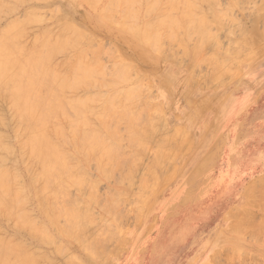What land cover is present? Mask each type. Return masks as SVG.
I'll list each match as a JSON object with an SVG mask.
<instances>
[{
    "label": "rangeland",
    "instance_id": "obj_1",
    "mask_svg": "<svg viewBox=\"0 0 264 264\" xmlns=\"http://www.w3.org/2000/svg\"><path fill=\"white\" fill-rule=\"evenodd\" d=\"M19 1L21 5L19 4ZM25 1L26 0H17V1L0 0V12H1L0 14L2 15V16L0 15V35L3 32L1 30L2 29L5 30L6 27L8 28V26L11 24H17L22 29V31L20 32L18 45L16 46L17 50L14 52V54H16L15 56L21 53L35 54L39 51L41 45L44 43L56 42L59 39H68L75 41L77 39L76 34L77 35L79 34L78 37H80L83 33H84L83 35H86L85 33H87L90 35V37L88 35L89 41L87 40L88 43L86 42V44H84L85 46L83 44L80 45L77 44L80 42V40L78 41L77 39L75 44H77L79 48H77L78 46L75 44L73 45L68 44L63 49L65 53L67 52L69 53V55L72 54L70 55L71 57L74 56L72 57L73 58L72 61L69 60L70 56H68L67 53L66 55L64 54V51H62L64 55L63 54L62 56L58 55L59 57H57L56 56L57 53L59 54L60 52L58 51L54 55L55 59L53 57L51 67L56 72V74L59 75L69 74L68 76L70 77V81H71L73 74L72 67L74 66V64H76V61L78 60L79 63H81L82 61V63L85 66H89L90 63V67L93 70L94 68L96 69L94 73L99 74V72H101V74L103 75V76L102 75L98 76V74L97 75L94 74L96 77L93 76L92 79H94L95 81L97 80L96 82L98 83L93 82L92 79L90 78L89 81H86V83L80 85L81 88L80 86H78L77 90L76 88L73 89V87L66 89L65 96L70 101L72 98L77 100L76 97H78L79 95L80 96L78 97V99L80 100L85 99L86 95H87L86 100H91L92 96H93V100L89 101L90 107H83L82 109L83 112L87 115V116L85 115L84 117L85 123L84 121L77 123L74 122L71 125L70 123L67 124L62 122L63 126H66L65 137L62 139L55 137L54 136L55 134L53 135L54 136L53 138L56 140L57 144L60 143L59 148L64 153H66L65 155L71 154L70 156H67L66 159L70 161L69 158L74 157L75 159L72 158L71 160L79 161L78 164L75 163V161L69 162L67 160L68 166L77 165V168L75 167L73 168L74 171L76 169L79 171L78 166L80 167L82 166L81 169H83V171L85 172L88 171L90 172V174L93 175V176L91 175L87 176L88 172L83 174L84 172L82 170L80 172L76 170L77 172L76 171L75 172L77 175V179L80 178L81 180L82 175H85L84 178H82L81 180V184H78V185H82L83 187L78 192L81 193L82 191H84V193H82L84 197L78 192H74L77 191L79 187H75L73 186L74 184H71L69 189L73 190L72 194L75 196V198L74 196L73 197L71 196L70 193L72 191H70V193L67 192L68 194L67 200H71V201L73 200L72 202H75V204L70 205L69 207L67 206L65 207V204L58 206L60 208L63 206V208L65 209L67 208V210L79 209L80 207H81L80 209L85 208L82 209L83 211L88 210L87 208H89V210L91 209L90 212L88 211L90 213L89 215L90 219L89 221H87L88 223L85 220L84 222L85 230L83 232L85 233V231H87V235L85 233L84 236L85 240L84 239L83 240L86 243L88 241L89 245H87L86 243H83V245L85 244L84 247L86 248V250H87L86 245L89 246L88 247L89 250L86 251L84 248H80V245L82 247L81 243L83 242L81 241L82 239H80V237L83 235H80L79 233L78 235L77 234L76 235L66 234V236L64 235L65 232L63 230L69 227V224L67 223L68 220H66L67 218L65 219L66 223H64L65 225L67 224L66 225L67 227L64 228L63 225L59 223V221L62 222V218L64 219V217H61L59 220L57 219L56 221L51 223L56 227L53 228L52 225L50 226V223L46 219L45 215H43L42 212H40L41 209L38 205V202H36L35 200L36 197L34 194H36L35 191L36 188L40 187L42 183L39 182L37 186H34L33 184V178L37 176V174H39L40 164L37 160H36L37 163H35L34 160H30V162L35 163V166L31 168L30 172L28 171L29 174L28 173L26 174L27 170L25 169L23 158H21L22 148L20 147L21 145L20 142L26 138L25 135L26 127L25 125L19 122V115L13 105L11 90L6 87H0V134L2 135L0 136V142L4 141L1 144L6 146L7 144L8 145L10 144L11 147L10 146H9L10 148L8 147L10 152L8 153H10L11 155L6 153V149L4 151V148H1L0 146L1 159L6 160V162L4 160L5 166L12 168L14 167L18 171H20L21 174L20 180H22L23 182L19 181V183L22 187L24 186L26 197L29 200L28 205H31L30 206L31 208H27L28 206L25 208V212L28 215L30 214L31 217L33 216L32 218L30 217L33 221L35 222L37 221L39 222V225H43L47 228V232L50 235V236L48 235L49 238L52 239L54 238L53 240H55V238L58 239V241H55V244L56 242H58L57 243L58 245L61 242V244H63V247H67L69 250L67 253L66 252L67 248L66 250H64L59 244L60 248L62 249L60 250V252L59 251L56 252V249L59 246L56 245V248L55 246L54 248L51 247L54 245V241H52V243L50 244L45 243L46 240L42 239L40 235L38 239L42 240V242L39 243L40 246L39 247L37 246L39 241L37 242L38 239L36 238L38 234H31L32 236L31 237L30 233L26 234L27 231L28 232L31 231L29 227H23L24 230L26 229V231H24L23 228H20L25 232V235L27 237L26 238L25 235L22 234L23 231L22 230L20 231L19 227H16L14 223H13L14 227L18 228L19 230L13 229L14 227L13 228L11 227L12 223L10 222L13 221L7 219L9 221L7 224L5 223L6 219L2 217H0V240L3 239L5 242L9 240L7 243L12 245H20L22 243V245L20 246L23 247L26 253L32 255L36 260L38 259L37 264L38 263L39 264H48V263L49 264H87V263L88 264H216L215 263L216 257L215 260L213 258V261H212V257H214V255L217 253H219L220 256L218 254L217 255L221 257L220 259L217 258L216 260L218 261L217 264H264V229L262 230L263 233L260 231L261 230L260 228L264 227L261 226V224H264V197H263L264 195H262L264 193H260L262 191L264 192V21H263L264 11H262L263 14H261V12L259 11L260 10L259 8L262 6L261 5L262 3L264 7V0H241L243 3L240 0H221L222 2L221 4L223 5V8H225L226 5H228V8L226 7L228 11L231 10L233 12V13L231 12L232 13L231 14L230 12L226 11L227 9L225 8L224 11L232 15L227 17L226 19L224 17L221 18L220 16L219 17L216 16L215 13L218 12L219 14V12H221L223 9L222 6L218 4V6L222 8L220 10V7H218L216 4V0L212 2L213 4L211 7L206 6L207 8H204L205 5L202 3L201 0H197L201 5L202 9H205L204 11L203 10L202 11L206 13V16L209 17V19L212 22H214L212 23L210 21L211 25L209 30L211 33L209 34H212V32H214L213 33L214 36L216 31L217 33L216 37H218L216 39L217 41L219 40L218 43H221L222 45L221 46L219 45L220 47L216 48V46L218 47V43L213 44V42H217L215 41L216 39H214L215 37L213 38L214 40H206L207 43L205 42L203 46L205 49V46L207 44L208 45L211 44L209 47L206 46L207 47L206 49L209 51V53L206 49L202 50L201 51V53L203 52L202 55H200L201 53H199L200 56L197 57L198 61L194 62L193 60L191 66H190V62L192 60L191 57L192 55L193 56L196 55L193 54L195 51L192 52L193 51L192 49L198 43V41H201L200 37H198L200 39L193 37L189 38L190 42L191 39H196L197 41L196 42L195 40H192L195 41L196 43L194 42L193 45H191L190 43L191 47L189 48V42L187 40L188 38H185V33L183 31L181 33L182 35L181 34L179 35V38L183 36V40L185 41L184 44L182 42H179L182 47L177 48V46H179L178 42L176 47L174 45L172 46V44H175L176 41L175 43L172 44L170 43L168 45L167 40L165 41L163 39L166 42L165 43L163 41L164 44L166 45H164L163 48H161L162 47L161 46L160 47L161 49L160 48L154 49L143 42L141 32L136 33V31H131L127 26H123L121 24V20H120L121 15H117L119 19L117 18V16L115 17L116 22L114 24H112L111 21L113 19L110 20V17H108V19L111 23L110 22L108 23L106 21L108 19L104 16L103 11L109 0H97L98 4L95 2L94 3L95 6L91 5V3H88L89 2L88 0H40V1L28 0L29 3L28 1L26 2ZM145 1L146 0H142V3H145ZM150 1H157L159 3L158 10L161 9V12H164L162 11L163 8L167 10L169 6V4L167 3H170L169 0H165V1L150 0ZM238 1L239 3H237ZM4 2L5 5H7L8 3L6 7L4 6ZM1 3H3L4 7L1 6ZM9 4L12 5L10 6ZM164 4H166V6ZM238 4H241V6ZM18 5H20L21 7H19ZM15 7L17 11L15 10ZM213 7L214 8L218 7V8L214 10ZM12 8H14V10ZM6 10L8 11L7 15H5ZM141 10L144 12L140 11L137 28L140 31L141 30L143 31L142 28H144L145 22H147L148 19H152L153 17H155L157 13L156 12L151 13L148 18L147 16L144 17V15H146L144 14L145 9H141ZM207 11H211L209 14L212 13L211 15L213 16L209 15ZM224 11L220 13L222 14L221 16L225 15L223 14L225 13ZM44 13L46 15L45 17H44ZM174 13H175L174 15L177 16V19L182 17L181 16L182 13L179 14V9L178 11L174 10ZM19 17L20 19L18 20ZM143 17L146 19H144ZM22 18H23L22 20L23 22L21 21ZM235 19L236 22L235 21L233 22V20ZM258 19L261 20L259 24L255 22V21H259ZM34 21L36 22L33 23ZM215 23H216L215 26L216 29L213 27V24ZM223 25H225V28ZM69 27H72L73 29L72 30L68 29ZM72 32H73V36H71ZM81 37L85 38L84 36ZM208 39H212V37L209 36ZM82 41L85 42V39H81L80 43H82ZM93 44L96 46L95 48L93 47L92 49L91 46ZM236 46L239 48V50L241 48V51L243 50L242 49L243 47L244 52L239 51ZM113 47H115V51L117 53H118L117 49H119L118 54L116 52H110V49L112 51ZM221 47H224V49ZM75 48L77 49L75 50ZM82 48H87V49H85L84 51L82 50ZM96 48H98L97 51L99 52L95 51ZM175 48L182 49L181 55L182 53L184 54V52L182 51L186 48L187 52L189 53V55H187L188 57L185 56L184 54V57L182 56L183 59H180L181 56H178V52H177L179 50H176ZM212 48L216 49V51L215 50L212 51ZM88 49H90L88 51L90 52L89 54L87 52ZM81 50L82 52H84L82 57H80L79 54V51ZM91 50L93 52H91ZM163 51L165 55L167 54L166 56L170 55L172 52L171 54L172 57L171 56L166 57L163 54ZM174 51H175V55H174ZM74 52L76 53L74 54ZM94 52L95 53L97 52L98 57H100L101 60L104 59V62L102 61L103 62L102 64L100 63V60L98 61V63L96 62L97 58L95 60ZM101 53L102 55L105 54L104 56L106 57L105 58L102 57L103 58L102 59ZM161 54H163L166 57V59L167 58L168 59L166 60L163 55L161 56ZM204 55L207 57H205ZM214 55L216 57H214ZM176 56L180 57L178 59V61L181 60L179 63L178 61L176 62V58H177ZM208 56H212V58L220 57L219 59L222 58L223 60L218 61V63H216L217 62L216 61L215 64H213L214 60L216 59L213 60ZM116 57L120 59L116 60L115 59ZM81 58L82 60L80 61ZM106 58L108 59L107 61H105ZM204 59L205 60L207 59L209 63H207V61L205 62ZM226 59L229 61H226ZM65 60H69V63L65 64L67 62ZM211 60L213 61V63ZM223 62H225V64L223 65L224 66L223 69L228 64L231 67L230 68L229 66L226 67L225 69H227V71L225 69L223 72L220 71L223 73L222 78H219L218 80H213V78L209 76L212 75L213 72H215L216 74L217 71L215 70L221 69V66L219 68V64L222 65ZM108 63L110 65H108ZM125 63H128L129 66L132 65L131 66L132 68L128 67L127 66L128 64ZM94 64L98 66H94ZM121 64L123 66L125 64L126 67H128L126 71L129 74H125V77L126 78L127 77L129 78V76L131 77L130 79H128V81L130 82L127 81L128 83H125V86L124 84H122L123 82L121 81L122 79L119 77V72H117L118 70L116 71V69H118L119 67L120 73L123 72L124 69L122 66L120 67ZM55 65L56 68H54ZM104 65L105 66L108 65L107 67L111 68V69H106L109 71L111 70L110 74L109 71H106L105 68H103ZM192 67L195 69L193 75H192L193 71H191ZM101 69H104L103 71H105L106 73L108 72L107 76L109 78L104 79L106 77V75L104 77V74L106 73L103 72ZM212 69H214V71ZM124 73L126 72L124 71ZM217 74H219V72ZM110 75L111 76L115 75V77L113 76L112 78ZM143 76L148 79L144 78ZM219 76H221V74ZM210 78L212 81H209ZM142 79L143 82L141 81ZM144 79L149 80V82H151L152 85L148 81L144 82L145 81ZM141 83H143V85ZM102 84L105 86L106 84L109 85L111 84V86L110 87L108 86L109 88L107 86L106 87L103 86L107 89H102L103 88ZM139 84L140 86L147 85L146 87H148L149 89L146 87H141L139 89L138 87ZM83 85L85 86L87 85L88 89L87 87L86 89H82L84 88ZM99 85L101 88H99ZM112 85L113 86L119 85V86L116 88V87H112ZM121 85L124 88H122ZM136 85H137V89L135 88V90L138 92V96H137L138 98L139 95H141V92L143 94V92L145 90L146 91L144 92L145 94L143 96L141 95L139 99H135L136 97L134 98L133 101L136 102L138 101V103H136L135 106L133 105L132 107H128V108L115 107L114 110L111 107H109L111 109H108L107 107L105 108L102 106L106 104L110 95L111 96L113 95L112 93L115 92L114 94L116 93L123 94L125 92L131 91V89H133L131 87H134ZM125 87L127 91L125 90ZM128 87H130L129 90L127 89ZM96 88L98 91H96ZM103 92L107 93L104 98L101 97L103 99V102L101 101L102 99L99 97L94 98L96 94L99 95V93L101 94ZM71 94L73 95L75 94V95L73 96ZM146 97L147 98L149 97L148 99H150L149 102L148 101L145 102V104L147 105L146 106L143 105L144 103L139 105L141 100L143 102L144 100H147ZM97 101L99 102V104ZM92 102H94V104H91ZM131 103L127 102L128 105L129 104L131 105ZM156 104L158 105V108L161 111V113L159 111H155L158 110L157 108L154 107V106L157 107ZM90 108H92L91 112L93 114L90 113ZM73 109L75 110L76 107ZM74 110L71 109L70 111H72L71 112L72 114L74 113L75 115L74 118L77 119L78 116L76 115V112L77 110L80 109L77 108L75 110L76 112H74ZM139 110H141L142 112ZM136 111H138V113L140 114L143 112L144 114L149 113L151 117L149 118V120L152 118H154L155 120L156 119L159 120L160 118H162L159 120V122L160 121L162 122L161 123L162 126L159 125L160 123L156 124L154 122V124H152L154 125L153 127L155 128L158 127V125L160 126L159 127L160 129L162 128L161 130L154 128L156 132L158 130L157 134L153 133L154 132L153 130H152L153 132L151 130L148 131V129H152V128L150 127L148 128V125H146L147 127L144 126L145 124L144 122L143 124L139 122L141 125H143L142 127L143 130L146 127L147 128L146 131H148L149 133L152 132L151 133L152 136L150 134L148 135L144 134L146 131L142 134L140 133L139 136L138 132H142L139 131L140 129L142 130L141 127H139L140 129L137 128V130L139 129L137 135V133L135 132L137 131L135 130L136 128L135 125L137 126L138 122H136V124L134 125V129L132 126H130L132 123L136 121V120L133 121L134 119L132 120L130 119L131 121H133L132 123L130 122L131 124L130 123L128 124L126 120L123 123L125 124V126L127 125L126 128L128 127L134 130L135 135L138 138H140L138 141H141L142 143L143 141H145V143L147 142L148 144L150 143L149 145L146 143L148 146H150L149 150L146 151H145L146 149L145 146L144 147L141 146L142 148H145L144 150H142V148L141 150H138L137 146H136L137 148L132 147L135 146V144L139 143L136 142L138 138L136 139V141L134 140L135 143L131 142V140L127 141L126 139L128 138L126 139L124 138L127 137V135H130V133L128 131L129 133L128 134L125 131L126 129L124 130L125 127L123 126V124L122 126L124 128L123 127L120 128L121 124H119L120 125L118 126L119 128L116 126L119 131L120 130L123 131L124 140L123 139L120 140L122 143H119V141H117L118 142L117 143L115 141V138L114 140L111 138V137H116V140H118L117 138L119 137L120 132L116 130V132H118L116 134L118 135V137L113 136L112 134H110V132L107 134L109 129L107 130L104 126H102L103 122H105V126H106V123H108L107 120L109 122L110 120H112V123L119 122L118 118H120V121L122 123V118L123 117L126 118L127 115L122 114L123 115L122 116L121 113L131 112L130 117H132L133 115L135 116L138 114ZM79 112L80 111H78L77 114H79ZM96 113L98 114V116ZM159 113L160 116L158 117ZM68 114L70 115V113ZM107 114L110 115L107 116ZM114 114H116V116H114ZM12 116H14V118ZM86 117H88L89 119H86ZM137 117L135 116L134 118L138 119ZM147 117L149 116H146V118ZM68 118L70 117L68 116ZM72 118L73 115H71V119ZM125 118H123V121ZM71 119L69 120L73 122L74 120L72 121ZM139 119L137 121H139ZM154 119H152V121ZM69 120L67 119V121ZM89 120H92L91 123ZM150 122L148 121V123ZM69 124L71 126H69ZM109 125H113V124H109ZM18 126H20L19 130H18L19 128ZM69 127L74 128L73 134L71 133L72 130H69ZM88 127L90 131L94 130L96 132L98 131L99 133L101 131L99 136L104 134L106 139H102L103 141H99L98 143H96L92 140L94 139L93 137H95V135L93 136V133L90 134V131L88 130L89 133L88 132L86 133H88L91 139L87 140L88 136L85 135L86 133L81 135L83 132H85V130L83 132L81 130L83 128L87 129ZM109 127L112 128L113 126H109ZM104 128L105 131L107 130L106 132L104 131ZM16 129L19 135L16 134L17 133L15 131ZM76 130L79 132H76ZM114 130H112L111 133L114 134L115 133L113 132ZM21 131L22 133L24 132V135L20 134ZM124 131L125 134H127L126 136H124L125 135ZM14 133L18 135L17 140L15 139L16 136H14L15 135ZM109 134L112 136H109ZM164 134H167L169 138H162L164 137L163 136ZM135 135L132 136L134 137V139L136 138ZM19 136L21 137L18 138ZM103 137H99V138L101 139ZM157 137L158 138L161 137V138L157 140ZM73 138H75L74 140L76 142L73 141ZM65 139H69L67 140V145ZM78 139L79 141L82 142L84 147L81 152H80L81 149L79 150L78 148H81L82 145L81 142L79 143ZM107 139H109L111 143L114 142L115 144H117V148H118V149L116 148L118 150V153H116L117 151L116 152L114 151V153L109 152V154L111 153L113 155V156L110 155L111 157H113L111 159L110 157L109 158L106 157L108 154L106 152L108 150L106 151L105 149L101 148V146H98L99 143H103V144L106 143ZM145 139H150V141ZM62 140L64 144L62 143ZM72 141L75 142L74 144H76L77 146L73 145ZM87 141L93 143L92 144L90 142L87 143ZM18 143H20V145ZM108 143H106V145L112 147L113 143L111 145H109L110 143L109 144ZM115 144L113 145L114 147H116ZM170 144L171 146H169ZM18 145L19 148L13 150L12 153L18 155L20 151L19 154L21 157L19 155L18 156L15 155L14 157H16V159H14V157H12L11 150L13 148H17ZM119 145L125 147L126 151L123 150L122 147L119 151V147H120ZM74 146H76V150H77L76 152ZM165 146L170 147L169 152H168V148H166L165 151H162L163 149L161 150V147L165 148ZM99 147L101 148L102 152L106 151L105 154H103L104 152L101 154V150L98 149ZM85 149L87 152H89L87 153L89 155L87 159L88 163H86V160L84 159L87 155ZM93 151L97 152L96 156L92 155ZM83 152H85L86 155ZM144 152H146L147 154ZM163 152H164L163 156H165L167 152L168 154H167V158H165L166 156L164 157L165 160L163 167L161 165L164 172L163 171L161 172V168H160V172H161L160 173L158 171L159 169L157 166L159 165V162H161V160L163 159V157L162 158L160 157L162 156L160 154L161 153L163 154ZM131 153L135 154L136 160L138 161L140 160L139 161L140 168L137 166L138 161H136L137 162L136 165L135 163H129L130 159L132 157L134 158V155L133 156L130 155L131 158L130 159L128 158V154ZM101 155L102 157L105 155L106 156L105 158H102ZM3 156L6 158H4ZM120 156H122V158L126 157L125 158L126 163L124 164L127 165L129 163L126 168H125L126 165L123 166L124 168L121 166L123 172L117 171V168L119 170L120 167H117L118 164L116 165L117 162H115V160L119 159ZM139 156H141L142 158L141 157L138 158ZM100 157L102 159H100ZM115 157L117 159H115ZM157 157L160 158V160L158 158L159 160L158 164L155 163L157 161ZM91 158L93 159L92 161H90ZM106 158L107 160H112V162L110 161L112 164L110 168L101 167L104 165V163L108 162L105 161ZM154 159H156L155 162ZM90 162H93V164L90 165ZM130 162H135V161L131 159ZM114 163L116 165L115 171L118 172L119 174L118 173L115 174V172L114 174H112ZM95 165L97 167L99 165L98 168L96 167L98 171L96 170V168H94ZM148 169L151 170L149 172L150 175L153 171V173L154 174L156 173L158 177L157 178L158 180H154V177H151L153 180L152 182L151 180H149L151 178L149 179L145 178L146 181L148 180V182L151 183V185L150 183L147 184V182H146L147 185H145V181L143 180L145 174H147L145 177L147 176L149 177V173H147ZM134 170L137 172L135 173ZM103 171L106 172L107 174L102 175ZM133 171L136 175H133ZM120 172L124 174L125 172L126 173L130 172L133 175L131 180L135 181L132 182L134 185L130 181L129 178L131 177L130 174L128 175L129 180L126 178L127 174L124 177L122 174L123 181L122 179L120 180L122 181L123 185L121 184V182L119 183V179L117 178L115 179L114 175L115 176L118 175V177H120L121 176ZM162 173H163V177L161 176ZM125 178L128 181H130L129 183H131L133 186L129 183L128 184L126 183L127 184L126 186V184H124ZM85 179H87V181H84ZM116 180L118 183L116 182ZM83 182H85L86 186ZM261 184L263 187L261 186ZM129 185H131L129 188L130 190L127 188ZM247 185L253 189L254 188L257 190L260 189L261 191L260 192L257 191L256 193L254 189V192L256 193L254 195L252 189L251 192L253 194L252 193L247 194L246 192L250 189V188L248 189ZM92 186L94 189L98 188L97 189L98 192L100 191L99 194L97 193L98 197H96V195L94 196L96 198V199L94 198L95 200L93 199V196H91L93 194L89 195L90 194L89 189L91 187V191H92ZM142 186L146 187L147 189L146 188L142 189ZM75 188L78 189L75 190ZM113 191L117 192L118 195L120 194L119 196H122V198L117 197L118 195L117 196L115 195V197H117L115 198L113 196L115 194L113 193ZM92 192L94 193L96 192V190ZM259 193L262 196L261 195L259 196ZM85 194L86 196H90L91 201L88 199L89 197L87 198L85 196ZM245 194L247 195L245 196ZM99 196L102 197L101 199L103 201H101L100 199L98 202H96L99 199ZM255 196H257V199ZM76 198H79L80 200L78 201V199ZM108 198L110 201L108 200ZM118 198L121 199H119L118 201L116 200ZM125 199H127L126 202ZM259 199L260 200L262 199V201H260ZM122 200H124L125 203H123ZM254 200L259 201L261 203L259 202L254 203L255 202ZM71 201H69L67 205L71 204L70 203ZM92 201L93 203H91ZM114 202L115 203L119 202L120 204L122 203L124 205H120L119 203H117L120 206L118 208H116V206H113L115 208L113 210L111 208L112 207L111 204H114ZM249 202L250 203L253 202V203L250 204ZM260 204L262 209L259 206ZM255 205L256 206L258 205L259 208L256 207ZM36 206H38L39 208H37ZM104 206H106L107 208L105 209ZM108 206H110V209L108 208ZM123 206L125 207L124 210H123L124 208ZM60 208L59 209L57 208V211L61 210ZM38 209H40V211ZM120 211H124V213L123 212L120 213ZM231 211L235 213L233 214L229 213ZM40 214L42 216H40ZM121 214L122 215L126 214V216L123 218ZM237 215H239V218L240 216L242 217L241 219H238V217H236L238 219V221L236 220L237 223L239 222V220H243L242 222L240 221L241 223L238 224L246 228V230L242 231L241 233H238V229L233 228V226H235L233 224L234 223L236 224V221L235 218L232 217ZM98 216H100V219L102 217L101 219L102 221L99 219ZM113 216L114 217L118 216L122 218H118V217L114 218ZM96 217H98L97 220H100L99 222L96 220ZM245 220H248L247 224L249 223L253 224L259 222L258 224L255 225L258 226V229H260L259 230L260 233H258V231H256V233L254 232L257 229V227L256 228L252 227L253 225L251 227L248 225L249 226L248 227L246 224L247 221ZM232 221L233 224L231 223ZM244 221L245 224H243ZM86 223L89 225V227H91L90 230L87 227L88 225H86ZM99 223L102 225L105 224L106 227L104 226L102 227ZM58 224H61L63 229L61 228V226L58 227ZM37 225L38 223L36 224V226ZM39 225L37 227H39ZM98 225L102 227V229L98 228ZM8 226L10 227L11 230H9ZM241 226L239 227L241 228ZM110 227L115 231H113ZM244 227H242L243 228L242 230H244ZM51 228H53V230L57 229L58 231L56 232H59L57 233L58 235L56 234V232L55 233L52 232L53 230ZM96 228H98V230H96ZM251 228H254V230ZM29 236L31 237V239L36 238L35 239L36 244L35 241L31 240ZM100 236L104 239V241L107 240L106 243L103 244V239L101 238L100 240L99 238ZM74 237L79 238L80 240L79 239L76 240ZM88 237L89 238L93 237L92 239H96L93 240L96 241L95 244L97 245L100 244V247L104 245L107 249L109 248L108 251L112 253L111 254L108 253L105 256V252L107 250L106 248L104 249L102 247L103 250H106L105 252L103 250L102 252L97 250L99 252L96 254V256H94L95 254L94 252H93L94 254L92 255L90 251V248L92 247L90 244L92 243L89 242ZM74 240H76L75 243ZM78 240L79 242L81 241L80 245L77 242ZM43 242L45 246L43 245ZM48 242L50 241L48 240ZM34 244L37 246L36 247L37 249H40V251L39 250L38 251L41 253H38L37 250L35 252L36 248L33 249ZM93 246L95 247V245ZM30 247L32 248L30 249ZM97 249H99V246L97 247ZM62 251L66 252L65 255L64 252L62 253ZM92 251H96V250L94 249ZM43 253L44 255L42 256L45 257L46 255L47 260L49 259L46 262V257H45V263L44 262L42 263V260L44 258H41V254ZM48 253L51 255H49ZM204 255L206 256V258L204 257ZM74 256H76V260ZM39 258H41V261ZM77 259L79 260L77 261Z\"/></svg>",
    "mask_w": 264,
    "mask_h": 264
},
{
    "label": "bare ground",
    "instance_id": "obj_2",
    "mask_svg": "<svg viewBox=\"0 0 264 264\" xmlns=\"http://www.w3.org/2000/svg\"><path fill=\"white\" fill-rule=\"evenodd\" d=\"M9 1V0H8ZM11 1V0H10ZM17 1V0H16ZM26 1H28V0H26ZM25 1V2H26ZM33 1V0H32ZM31 1V2H32ZM35 1V0H34ZM40 1V0H39ZM89 2L88 3H91V5H93V6H95L94 5V3L96 2L97 4H98V1L97 0H88ZM161 1V0H160ZM165 1V0H164ZM202 1V3L205 5V7L204 8H207L208 6L209 7H211L212 6V2H214V0H201ZM241 1V0H240ZM2 2V1H1ZM13 2V1H12ZM169 2L170 3H167V4H169V6H168V9L167 10H165L164 8L162 9V11H164V12H161V9L160 10H158V2L157 1H150V0H146L145 1V3H142V0H109V2L107 3V5L105 6V9H104V16L108 19V17H110V20H112L111 22H112V24H114L115 22H116V19H115V17L117 16V15H121V24L123 25V26H127L131 31H136V33L137 32H141V36H142V40H143V42L144 43H146L147 45H149L150 47H152V48H154V49H158V48H160L161 46V48H163V46L164 45H166V44H164V42L167 40V44L169 45L170 43L172 44V43H175V41H176V43L175 44H172V46L174 45L175 47L177 46V42L179 43V42H182L183 44H184V40H183V36L181 37V38H179V35L184 31V33H185V38H188L187 40H188V42H189V48L191 47V45H193L194 44V42L196 41V39H191V42H190V40H189V38H191V37H193V38H197V39H200L201 41H198V47L196 46V48H195V46H194V48L192 49L193 51L192 52H194L193 54H196V55H192V57H191V62H190V66L192 65L191 63H193V60H194V62L195 61H198L197 60V57L198 56H200V55H202V53H201V51L202 50H205L207 47L206 46H210L211 44H207L206 46H205V49H204V46H203V44L206 42V40H214V39H216V38H218V37H216V35H217V33H216V31H215V34H214V36H213V33L214 32H212V34H209V33H211L210 32V30H209V28H210V25H211V20L209 19V17H207L206 16V13L205 12H203L205 9H202V7H201V5L199 4V2L197 1V0H169ZM219 2V3H218ZM242 2V1H241ZM28 3H29V1H28ZM28 3H26V4H28ZM165 3V2H164ZM222 2H221V0L219 1H217L216 0V4H217V6H218V4L219 5H221L222 6V8H223V5L221 4ZM237 3H239V1L237 2ZM243 3V2H242ZM19 4H20V1H19ZM23 4V3H22ZM25 4V5H26ZM7 5H8V3H7ZM7 5H5V2H4V6L6 7ZM10 6L12 5V4H9ZM21 5V4H20ZM20 5H18L19 7H21ZM165 6H166V4H164ZM238 5H240L241 6V4H238ZM262 6L259 8L260 10V12H261V14H263V12L262 11H264L263 9H264V7H263V3L261 4ZM1 6H3V3H1ZM3 6V7H4ZM23 6V5H22ZM207 6V7H206ZM243 6V5H242ZM218 7H220V6H218ZM218 7H213L214 8V10L216 9V8H218ZM225 7V6H224ZM226 7L228 8V5H226ZM225 7V8H226ZM25 8V7H24ZM221 7H220V10L222 9ZM225 8H223L222 9V11L221 12H223L224 10H225ZM226 8V9H227ZM13 10H14V8H12ZM141 9H145V13L144 14H146V15H144V17H148L149 18V15L151 14V13H157L156 15H155V17H153L152 19H148L147 20V22H145V25H144V28H142L143 29V31L141 30H139L138 28H137V26H138V18H139V14H140V11L141 12H144V11H142ZM178 9H179V14L180 13H182V17L181 18H179V19H177V16L176 15H174L175 13H174V10L175 11H178ZM15 10L17 11V9H16V7H15ZM203 10V11H202ZM15 11V12H16ZM32 11V10H31ZM169 11V12H168ZM226 11H228V9L226 10ZM172 12H173V15H172ZM208 12V14L211 12V11H207ZM221 12H219V14H218V12L217 13H215L216 14V16H220L221 18H227V17H229V16H232V15H230V13L232 12L231 10L230 11H228V12H230L229 14L227 13V12H225V13H223V14H225L224 16H221L222 14H220ZM1 13V12H0ZM4 13V12H3ZM5 15H7V13H8V11L6 10L5 11ZM233 13V12H232ZM231 13V14H232ZM12 14V13H11ZM34 14V13H33ZM38 14V13H37ZM43 14V13H42ZM41 14V15H42ZM177 14H178V12H177ZM212 14V13H211ZM211 14H209V15H211ZM1 15V14H0ZM2 16V15H1ZM21 16H22V14H21ZM46 15H45V13H44V17H45ZM211 16H213V15H211ZM23 17H24V15H23ZM143 17V18H144ZM180 17V16H179ZM256 17V16H255ZM47 18V17H46ZM117 18H118V16H117ZM233 18V17H232ZM20 19V17L18 18V20ZM26 19V18H25ZM105 19V18H104ZM119 19V18H118ZM144 19H146V18H144ZM209 19V20H208ZM257 19V18H256ZM12 20V19H11ZM23 20V18L21 19V21ZM44 20V19H43ZM106 20V19H105ZM259 20V19H258ZM263 20V19H262ZM40 21H41V19H40ZM108 23L110 22L109 21V19L108 20H106ZM211 21V22H210ZM236 22V19L235 20H233V22ZM261 20H259V21H255V22H257L258 24H259V22H260ZM264 21V20H263ZM23 22V21H22ZM21 22V23H22ZM36 21H34L33 23H35ZM110 22V23H111ZM32 23V24H33ZM212 23H214V22H212ZM120 24V23H119ZM139 24H141V23H139ZM234 24H236V23H234ZM6 25H8V24H6ZM59 26V25H58ZM58 26H56V27H58ZM216 23L215 24H213V27L216 29ZM221 26H222V24H221ZM224 26V28H225V25H223ZM228 26V25H227ZM5 29V28H4ZM68 29H73L72 27H69ZM215 29H213V30H215ZM63 30H65V29H63ZM218 30V29H217ZM1 31H3L2 33H1V35H0V87H6V88H9L10 90H11V95H12V99H13V105H14V107H15V109H16V111L18 112V115H19V122L20 123H22L23 125H25V127H26V131H25V135H26V138L24 139V140H22L20 143H21V145H20V143H18L19 145H20V147L22 148V151H21V155H22V157L20 156V151H19V153H18V155L21 157V158H23V162H24V164H25V169L27 170V172H26V174L28 173V171L30 172V170H31V168H33L34 166H35V163H37L36 162V160L39 162V164H40V168H39V174H37V176H35L34 178H33V184H34V186H37L38 185V183L39 182H41L42 184H41V186L40 187H38V188H36V194H34L35 195V200H36V202H38V205H39V207H40V209H41V211H40V209H38L40 212H42V214L43 215H45V217H46V219L49 221V223H50V226L52 225L53 226V228L55 227V225H53V224H51V223H53L54 221H56L57 219L59 220L61 217H64V219L62 218V222H60L59 221V223H61L62 225H63V227L65 228V227H67L64 223H66L65 222V219L66 220H68V224H69V227L67 228V229H64L63 231L65 232V236H66V234H72V235H78V233L80 234V235H83V236H81L80 237V239H82L81 241H83L81 244H82V247H81V245H80V242H79V238H76V237H74L76 240L77 239H79L77 242H78V244L80 245V248H84L85 250H86V248L84 247L85 246V244L83 245V243H86V242H84V236H85V233H86V235H87V231H85V233H83L84 232V230H85V224H84V222H85V220H86V222L87 221H89V215H90V211H91V209L89 210V208H87L88 210H86V211H83L82 209H85V208H82V209H71V210H67V208L65 209V208H63V206L60 208V207H58L59 205H63V204H65V207L67 206V207H69L70 205H73V204H75V202H72L71 200H67V192H69L70 193V191H72L70 194H71V196L73 197L74 195L72 194L73 193V190H70L69 188H70V186H71V184H74L73 186H75V187H79V189L77 190L76 188H75V190H77V191H74V192H78L80 189H82L83 187H82V185H78V184H81V180H82V178H84V176L85 175H82V178H81V180H80V178H78L77 179V175H76V172L78 171L77 169V171L75 172L74 170H73V168L75 167V168H77V165H75V166H72V168H71V166L69 165L68 166V159H66V157L67 156H70L71 154H68V155H65L66 153H64L60 148H59V145H60V143H58L57 144V142H56V140L53 138L54 136L55 137H58V138H64L65 137V135H66V133H65V127L66 126H63V123L62 122H64V123H70L71 125L75 122V123H77V122H82V121H84V123H85V120H84V117H85V113L83 112V107H90V103H89V101H91V100H93V96L91 97V100H86L87 98H86V96H85V99H82V100H80V99H78V97L80 96H78V97H76V99L77 100H75L74 98H72V99H74V100H72L71 99V101L70 100H68V98L65 96V91H66V89L67 88H70V87H73V89H75L76 88V90H77V88H78V86H80L81 84H83V83H86V81H89L90 80V78L92 79L93 78V76L94 77H96L94 74H96V73H94V71H96V69L94 68V70L90 67V63H89V66H85L83 63H82V58L80 59V61H81V63H79V61L77 60L76 61V64H74V66L72 67V71H73V74H72V79H71V81H70V77L68 76V75H66V74H61V75H59V74H56V72L53 70V68L51 67V63H52V60H53V57H54V55L56 54V52H58V51H60V52H62V51H64L63 49L68 45V44H75V42H76V40L78 39V41L80 40V42H81V39H85V42H83L82 41V43H77V44H86V42L88 43V38L90 37V35L89 34H87V33H85L86 35H83L82 33V35L81 36H84L85 38H83V37H78L79 36V34L77 35L76 34V38H74V39H76L75 41H74V43H73V41L72 40H68V39H59V40H57L56 42H47V43H44V44H42L41 45V48L39 49V51L37 52V53H35V54H32V53H21V54H19V55H17V56H15L16 54H14V52L17 50L16 49V46L18 45V42H19V38H20V32L22 31V29H21V27H19V25H17V24H11V25H9L8 26V28L6 27V29L5 30H1ZM94 31V30H93ZM43 32V31H42ZM63 33H64V31H63ZM75 33V32H74ZM36 35V34H35ZM88 35H89V37H88ZM182 35V34H181ZM193 35H195V36H193ZM196 35H198V36H196ZM71 36H73V32H72V35ZM209 36H211L212 37V39H208L209 38ZM87 37V38H86ZM198 37H200V38H198ZM215 37V38H214ZM38 38V37H37ZM79 38H81V39H79ZM214 38V39H213ZM165 41H164V40ZM37 40V39H36ZM51 40V39H50ZM88 40V41H87ZM192 40H195V41H192ZM28 41V40H27ZM34 41V40H33ZM71 41H72V43H71ZM77 41V42H78ZM164 41V42H163ZM168 41H169V43H168ZM215 41H217V39L215 40ZM219 41V40H218ZM218 41L217 42H213V44L214 43H218ZM188 42H187V44H188ZM197 42V41H196ZM195 42V43H196ZM34 43V42H33ZM36 43V42H35ZM104 43H106V42H104ZM166 43V42H165ZM190 43H191V45H190ZM207 43V42H206ZM236 43V42H235ZM77 44H75V45H77ZM107 44H110V43H107ZM186 44V43H185ZM35 45V44H34ZM179 46H177V48L178 47H182L181 46V44L179 43L178 44ZM222 45L221 43H218V47L216 46V48H219L220 46ZM78 46V45H77ZM85 46V45H84ZM95 46L96 45H92L91 46V48L93 49V47L95 48ZM100 46V45H99ZM203 46V47H202ZM238 46V45H237ZM236 46V47H237ZM108 47H110V46H108ZM239 47V46H238ZM237 47V49L239 50V48ZM69 48V47H68ZM77 48H79V46L77 47ZM77 48H75V50L77 49ZM160 48V49H161ZM177 48H175L176 50H179V51H177L178 52V56H181V58L180 57H177L176 58V62L178 61V59L180 58V59H183L182 58V56L184 57V54H185V56H187V55H189V53L187 52V49L185 48L182 52H184V54L182 53V55H181V50L182 49H177ZM198 48V49H197ZM203 48V49H202ZM221 48H223L224 49V47H221ZM73 49H74V47H73ZM85 49H87V48H82V50H84L85 51ZM97 49L98 48H96V50L95 51H97ZM108 49V48H107ZM122 49V48H121ZM131 49V48H130ZM210 49V48H209ZM222 49V50H223ZM242 51L244 52V48L242 47ZM245 49H247V48H245ZM82 50L81 51H79V54H80V57H82L83 56V53L84 52H82ZM90 49H88L87 50V52L89 51ZM102 50V49H101ZM163 50V49H162ZM166 50V49H165ZM207 50V49H206ZM216 51V49H213L212 48V51ZM117 51H118V53H119V49H117ZM168 51V50H167ZM208 51V50H207ZM239 51H241V48H240V50ZM241 51V52H242ZM249 51V50H248ZM247 51V52H248ZM59 52V54L57 53V57H59L58 55H61L62 56V54H63V52L62 53H60ZM91 52H93L92 50H91ZM97 52H99V51H97ZM97 52L95 53L94 52V56H95V60H96V58H97V63H98V61L100 60V63L102 64L103 62H104V59L103 58H105L106 56H104V55H102V53H103V51H102V53H101V58L103 59V60H101L100 59V57H98V54H97ZM110 52H116L115 51V47H113V49H112V51H111V49H110ZM206 52V51H205ZM211 52V51H210ZM251 52V51H250ZM67 53V52H66ZM66 53H65V51H64V54L66 55ZM76 52H74V54H75ZM90 52H88V54H89ZM117 53V52H116ZM117 53V54H118ZM161 53V52H160ZM159 53V54H160ZM169 53H170V50H169ZM179 53H180V55H179ZM188 53V54H187ZM199 53H201L200 55H199ZM208 53H209V51H208ZM63 54V55H64ZM68 54V56H70V55H72V54H70L69 55V53H67ZM163 54H164V51H163ZM163 54H161V56L163 55ZM171 54H172V52H171ZM171 54L170 55H168V56H166L165 54V56L166 57H169V56H171ZM224 54V53H223ZM115 55V54H114ZM163 55V56H164ZM174 55H175V51H174ZM205 55H207V54H205ZM204 55V56H205ZM212 55V54H211ZM225 55H226V53H225ZM230 55V54H229ZM60 56V57H61ZM117 56V55H116ZM164 56V57H165ZM231 56V55H230ZM72 57H74V56H72ZM71 56H70V58H69V60H71L72 61V58ZM92 57V56H91ZM166 57H165V59H166ZM172 57V56H171ZM174 57V56H173ZM188 57V56H187ZM193 57H195V58H193ZM205 57H207V56H205ZM208 57H210V58H212V56H208ZM214 57H216L215 55H214ZM77 58H78V55H77ZM88 58H89V56H88ZM201 58H203V57H201ZM220 58V57H219ZM219 58H212L213 60L214 59H216V60H214V63H213V61H212V63L213 64H215V62L216 63H218V61H222L223 59L221 58V59H219ZM54 59H55V57H54ZM68 59V58H67ZM116 60L117 59H120V58H115ZM164 59V58H163ZM168 59V58H167ZM166 59V60H167ZM199 59V58H198ZM219 59V60H218ZM69 60H65V61H67L65 64H67V63H69ZM76 60V59H75ZM108 59L106 58V60L105 61H107ZM225 60V59H224ZM103 61V62H102ZM173 61V60H172ZM181 60H179L178 61V63L180 62ZM204 61L206 62L207 61V59L205 60L204 59ZM226 61H229V60H227L226 59ZM57 62H58V60H57ZM73 62H75V61H73ZM92 62V61H91ZM169 62V61H168ZM231 62V61H230ZM56 63V62H55ZM72 63V62H71ZM201 63V62H200ZM203 63V62H202ZM207 63H209V61H207ZM80 64V65H79ZM100 64V65H101ZM125 64H128V63H125ZM124 64V66L121 64L120 65V67L122 66L123 67V72L122 73H120V70H119V67H118V69H116V71L117 72H119V77L122 79L121 81L123 82L122 84H124V86H125V83H128V82H130V81H128V79H130L131 77L129 76V78L127 77H125V74H129L127 71H126V69H128V67H131V66H129V64L127 65L128 67H126V65ZM225 64V62H223V64L221 65V64H219V68H220V66H221V69H216L215 71H217L216 72V74H215V72H213L214 73V75H213V73H212V75H210L209 77H211V78H213V80H218L219 78H222V76H223V71H224V69L226 68V67H228L229 66V64L223 69V65ZM108 65H110L109 63H108ZM108 65H104V67L103 68H105V70L106 69H111L110 67L108 68L107 66ZM63 66H64V64H63ZM62 66V67H63ZM94 66H98V65H95L94 64ZM134 66V65H133ZM58 67V66H57ZM194 67V66H193ZM192 67V69H191V71H193L192 72V75H193V73H194V71H195V67L193 68ZM231 66H229V68H230ZM54 68H56V65H55V67ZM132 68V67H131ZM133 68H135V67H133ZM98 69V68H97ZM223 69V70H222ZM67 70V69H66ZM102 71L104 70V69H101ZM100 70V71H101ZM213 71H214V69H212ZM226 71H227V69H225ZM106 71H109V70H106ZM111 71V70H110ZM110 71H109V74H110ZM124 71L126 72V73H124ZM220 71H222V72H220ZM225 71V72H226ZM103 72H105V71H103ZM219 72V74H217ZM106 73V72H105ZM98 74V73H97ZM96 74V75H97ZM107 74H108V72L106 73V74H104V77H105V75H106V77L104 78V79H106V78H109L108 76H107ZM196 74V73H195ZM221 74V76H219ZM62 75H64V76H62ZM99 75H102L101 74V72H99V74H98V76ZM116 75V74H115ZM115 75H113L114 77H115ZM216 75V76H215ZM103 76V75H102ZM111 76V75H110ZM113 76H111L112 78H113ZM215 76V77H214ZM144 77V76H143ZM218 77V78H217ZM144 78H146V77H144ZM211 78H210V80L209 81H212L211 80ZM127 79V80H126ZM146 79H148V78H146ZM146 79H144L145 81L144 82H149V80H146ZM132 80V79H131ZM92 81L93 82H96L94 79H92ZM101 81H102V79H101ZM126 81V82H125ZM128 81V82H127ZM142 82H143V79L141 80ZM96 83H98V82H96ZM116 83V82H115ZM118 83V82H117ZM150 84H151V82H149ZM131 84V83H130ZM142 85H143V83H141ZM138 85V84H137ZM137 85L136 86H134V87H131V88H133V89H131V91H128V92H125V93H116V94H114V93H112L113 95L111 96L110 95V97H109V99L107 100V102H106V104H104V105H102L103 107H107L108 109H115V107L117 108V107H132L133 105L135 106V104L136 103H138V101L136 102V101H133L134 100V98L135 99H139L140 97H141V95L143 96L145 93V91L143 92V94H142V92H141V95H139V98L137 97L138 96V92L135 90V88L137 89ZM140 86V84H139V89L141 88V87H146V86ZM152 85V84H151ZM103 86H105V85H103L102 84V87ZM106 86L108 87H110L111 86V84L109 85V84H106ZM105 86V87H106ZM119 86V85H118ZM118 86H113L112 85V87H118ZM122 86V85H121ZM83 87L84 88H82V89H86V87H87V89H88V86L86 85H83ZM105 87H103L102 89H107V88H105ZM108 87V88H109ZM111 87V88H112ZM80 88H81V86H80ZM93 88V87H92ZM99 88H101L100 87V85H99ZM122 88H124L123 86H122ZM129 88L130 87H128L127 89L129 90ZM146 88H148V87H146ZM146 88H144V89H146ZM151 88V87H150ZM72 89V88H71ZM94 89V88H93ZM149 89V88H148ZM89 90H90V88H89ZM108 90H110V89H108ZM123 90V89H122ZM125 90H126V87H125ZM78 91H80V90H78ZM91 91H93V90H91ZM96 91H98L97 90V88H96ZM111 91H112V89H111ZM127 91V90H126ZM70 92V91H69ZM83 92V91H82ZM85 92V91H84ZM93 92H95V91H93ZM92 92V93H93ZM99 92H101V91H99ZM122 92V91H121ZM87 93V92H86ZM103 93H105V94H103ZM103 93H99V95H97L96 94V96L94 97V98H96V97H99V98H101V97H105V95L107 94L106 92H103ZM82 94V93H81ZM84 94V93H83ZM71 95H73V94H71ZM75 95V94H74ZM73 95V96H74ZM89 95V94H88ZM102 95H104V96H102ZM69 96H70V94H69ZM84 96V95H83ZM146 96V95H145ZM147 98V97H146ZM145 98V99H146ZM149 98V97H148ZM147 98V100H144V102L142 101H140V103H139V105L140 104H143V105H147V104H145V102H149V100L150 99H148ZM90 99V98H89ZM102 99V98H101ZM4 100V99H3ZM105 100V101H106ZM153 100V99H152ZM102 102H103V99L101 100ZM100 101V102H101ZM104 101V102H105ZM98 102V101H97ZM127 102H129V103H131V105L129 104H127ZM133 102H134V104H133ZM150 103H151V101H150ZM91 104H94V102H92ZM98 104H99V102H98ZM154 105V104H153ZM157 105V104H156ZM136 106H138V105H136ZM69 107H70V110L72 109V110H74L73 108H75L76 107V109L78 108V109H80V110H77V112L78 111H80L79 112V114H77V112L74 110V112H76V115L78 116L77 117V119L76 118H74V113L72 114L71 112L72 111H70L69 110ZM73 107V108H72ZM109 107H111V108H109ZM155 108H157L158 110H155V111H159L160 113H161V111L159 110V108H158V105H157V107L156 106H154ZM8 109V108H7ZM91 109L92 108H90V113H92L91 112ZM66 111H67V113H66ZM70 111V112H69ZM89 111V110H88ZM93 111H94V109H93ZM139 111H141V110H139ZM163 111V110H162ZM132 112V111H131ZM131 112H127V113H121V115L123 114H125V115H127L126 116V118L125 117H123V118H125L124 119V121H123V118H122V123H121V121H120V118H118L119 119V122H114V123H112V120H110V122L107 120V122L109 123V124H113V125H109L108 123H106V126H105V122H103L104 123V125H103V123H102V126H104L107 130L109 129V130H111V131H109L108 130V132H107V134L110 132V134H112L113 136H117L118 137V135H116L118 132H120L119 133V137L120 136H122V137H118L117 139L118 140H116V137H111L113 140H114V138H115V141L117 142V141H119V143H122L120 140H122L123 139V131L122 130H118V126H120L119 124H121V126H120V128L121 127H123L124 128V130L128 133V131H129V133H130V135H127V134H125V131H124V136H126L127 135V137H124L125 139L126 138H128V139H126L127 141L129 140H131V142H134L135 143V141H136V139L138 138L136 135H135V132L137 133L138 132V130L140 129L139 127H143V125H141L140 123H142L143 124V122L145 123L144 124V126H146V125H148V128L150 127V128H152V129H148V131L149 130H153L152 132L153 133H158V130H161L159 127L160 126H162V122L160 121L159 122V120L160 119H162V118H160L159 120H155L154 118H152V119H154L153 121H152V119H150L151 120V122H150V120H149V118H151L150 117V114L148 115L147 113V115L146 114H144V112L143 113H138V111H136L138 114L137 115H135L138 119L139 118H142L144 115H146V116H149V117H147L146 118V116H144L142 119H139V121H137L138 119H136V118H134L132 115V117H130V113ZM142 112V111H141ZM68 113H70V115L68 114ZM134 113V112H133ZM160 113H159V115H158V117L160 116ZM68 114V115H67ZM93 114V113H92ZM97 114V113H96ZM95 114V115H96ZM156 114H157V112H156ZM71 115H73V118L71 119ZM110 115V114H109ZM108 114H107V116H109ZM122 115V116H123ZM141 115V116H140ZM143 115V116H142ZM162 115V114H161ZM68 116L70 117V118H68ZM87 116V115H86ZM97 116H98V114H97ZM103 116V115H102ZM105 116V115H104ZM114 116H116V114H114ZM13 118H14V116H12ZM90 117V116H89ZM128 117V118H127ZM92 118V117H91ZM95 118V117H94ZM145 118V119H144ZM67 119L69 120V119H71L73 122H71L70 120L69 121H67ZM76 119V120H75ZM86 119H89L88 117H86ZM99 119H100V117H99ZM128 119V120H127ZM132 119H134L133 121H135L134 123H132L133 121H131ZM95 120V119H94ZM125 120L128 122V124L130 123L131 125L130 126H132L133 127V129H134V125L136 124V122H138V124H137V126L135 125V130H137V128H139L137 131H135L134 132V130L133 129H131V128H126V126H125V124H123L124 122H125ZM130 120V121H129ZM143 120V121H142ZM145 120V121H144ZM88 121V120H87ZM90 121V123H91V121L92 120H89ZM142 121V122H141ZM148 121L150 122V123H148ZM17 122V121H16ZM96 122V121H95ZM95 122H94V124H95ZM140 122V123H139ZM146 122H147V124H146ZM154 122L157 124V123H160L159 125H158V127H153L154 125H152V124H154ZM100 123V122H99ZM118 123V124H117ZM69 124V126H71ZM122 124H123V126H122ZM150 125V126H149ZM75 126V125H74ZM96 126V125H95ZM108 126V127H107ZM109 126H113L112 128L111 127H109ZM118 128H117V127ZM19 127V128H18ZM17 128H18V130L20 129V126H18ZM147 127V126H146ZM144 128V130H143V128H142V130L140 129L139 131H142V132H138L139 133V136H140V133L142 134V133H144L145 131H146V129L147 128ZM68 128V127H67ZM105 128H104V131H105ZM117 128V129H116ZM122 128V129H123ZM154 128L155 129H158L157 130V132H156V130H154ZM74 128L73 127H69V130H72V134L74 133V130H73ZM115 129V130H114ZM128 129V130H127ZM130 129V130H129ZM14 130V129H13ZM85 130V132H83ZM87 130V131H86ZM88 130L90 131V129H89V127L87 128V129H82L81 131L83 132L81 135H83L84 133H86V132H88ZM106 130V131H107ZM112 130H114L113 132H115L114 134L113 133H111L112 132ZM116 130L118 131V132H116ZM16 132H17V129L15 130ZM14 131V132H15ZM105 131V132H106ZM121 131H122V133H121ZM148 131H146L144 134H150L151 136H152V132L151 133H149ZM69 132V131H68ZM67 132V133H68ZM76 132H79V131H77L76 130ZM94 132H96V131H94V130H91L90 131V134H92L93 133V136L95 135V137H97V138H95V137H93L94 139H92L94 142H96V143H98L99 141H103L102 139H106V137L104 136V134L103 135H101V136H99L100 135V133H101V131H100V133L98 132H96V133H94ZM148 132V133H147ZM89 133V132H88ZM88 133H86L85 135L86 136H88L87 138V140H90L91 138L89 137V135H88ZM128 133V134H129ZM138 133H137V135H138ZM159 133H161V132H159ZM171 133V132H170ZM15 134V133H14ZM16 134H18V132L16 133ZM14 135V136H16L15 137V139L17 140V136L19 135ZM20 134H22V135H24V132L22 133V131H21V133ZM55 134V135H54ZM79 134V133H78ZM109 134V136H112V135H110ZM121 134V135H120ZM21 135V136H22ZM54 135V136H53ZM97 135V136H96ZM133 135H135V139H134V137H132ZM154 135V134H153ZM168 135H170V134H168ZM0 136H2L1 134H0ZM21 136H19L18 138H20ZM103 137V138H99V137ZM129 136V137H128ZM151 136H150V138H151ZM160 136V135H159ZM164 137H162V138H169V136H167V134H164L163 135ZM167 136V137H166ZM132 139H131V138ZM70 138V137H69ZM141 138H143V137H141ZM161 138V137H160ZM160 138H158L157 137V140L158 139H160ZM75 138H73V141H75L74 140ZM140 138H138L137 139V143L140 145V148H139V145L138 144H135V146H132L133 148H137L138 147V150H141V146H145V148H142V150H144L145 149V151L146 150H149V147L150 146H148L146 143H145V141H143V143L141 142V141H138ZM3 140H6V139H3ZM67 140H69V139H65V141H66V145H67ZM109 139H107L106 140V143H108L109 141H108ZM124 140V139H123ZM133 140V141H132ZM135 140V141H134ZM145 140H149L150 141V139H145ZM72 141V143H73V145H76V144H74L75 142H73ZM78 141H79V139H78ZM4 142V141H3ZM3 142H0V146H1V148H4V151H5V149H6V153H8V152H10L9 151V149H8V147L10 146V144L8 145L7 144V146L6 145H3V144H1V143H3ZM7 142V141H6ZM81 141H79V143H80ZM88 142H90V141H87V143ZM125 142V141H124ZM169 142H172V141H169ZM62 143H63V140H62ZM91 144L93 143V142H90ZM106 143H99L98 144V146H101V148H103V149H105L106 151H103L102 152V150H101V148L99 147L98 149L99 150H101V154L103 153V154H105V152L106 153H108L107 154V156L106 157H110V159L111 158H113V157H111L110 155H112L111 153L109 154V152H112V153H114V151L116 152V153H118V148H117V144H115L114 142H112L111 143V141L108 143L109 145H111L112 144V147H110V146H107L106 145ZM118 143V142H117ZM152 143V142H151ZM4 144H6V143H4ZM64 144V143H63ZM115 144V146L116 147H114L113 145ZM128 144V143H127ZM146 144V145H145ZM167 144V143H166ZM19 145H18V147L17 148H13L12 150H11V153L13 152V150H15V149H18L19 148ZM80 145V144H79ZM81 145H82V147L81 148H78L79 150H80V152L82 151V149L84 148L83 147V144H82V142H81ZM86 145V144H85ZM159 145V144H158ZM68 146H69V144H68ZM67 146V147H68ZM77 146V145H76ZM76 146H74L75 147V152L77 151L76 150ZM88 146H89V144H88ZM120 146V145H119ZM118 146V147H119ZM130 146V147H131ZM137 146V147H136ZM148 146V147H147ZM169 146H171V144L169 145ZM11 147V146H10ZM9 147V148H10ZM121 147H122V149L123 150H125L126 148L125 147H123L122 145L119 147V151H120V149H121ZM115 148V149H114ZM117 148V149H116ZM148 148V149H147ZM166 148H168V152H169V149H170V147H167V146H165V148L163 147H161V150L162 151H165L166 150ZM97 149V150H98ZM94 150V149H93ZM111 150V151H110ZM137 150V149H136ZM137 150V151H138ZM159 150V149H158ZM1 151V150H0ZM66 151V150H65ZM89 151H90V149H89ZM126 151V150H125ZM15 152V151H14ZM85 152H86V154L87 153H89V152H87L86 151V149H85ZM85 152H83L84 154H85ZM94 152H95V154H94ZM168 152L166 153V157L165 156H163L164 155V152H163V154L161 153L160 155H162V156H160L161 158L163 157V159L161 160V162H159V165L157 166V165H155V166H157L158 167V171L160 172V168H161V172L163 171V169H162V167H163V165H164V160H165V158H167V154H168ZM16 153V152H15ZM135 153V152H134ZM144 153H146V152H144ZM147 153H148V151H147ZM146 153V154H147ZM8 154H10V153H8ZM7 154V155H8ZM77 154V153H76ZM85 154V155H86ZM96 154H97V152L96 151H93V153H92V155H95L96 156ZM11 155V154H10ZM15 155H17V154H14V153H12V157H14ZM17 155V156H18ZM84 155V156H85ZM88 155V154H87ZM86 155V157L84 158L85 160H86V163H88V157H89V155L87 156ZM133 156L134 155V158L132 157L131 158V156ZM82 156V155H81ZM100 156V155H99ZM98 156V157H99ZM105 156H103L102 157V155H101V157L102 158H105ZM113 156V155H112ZM4 157V156H3ZM9 157V156H8ZM100 157V159H102ZM121 157V158H120ZM119 157V159L122 161H120L119 159H117L116 157H115V159H117V160H115V162H117L116 163V165H117V167H120L119 168V170H118V168H117V171L119 172V171H121V172H123L122 171V167L124 166V165H126V164H124V163H126V160H125V158L123 157L122 158V156H120ZM137 157V156H136ZM141 156H139L138 158H140ZM165 157V158H164ZM4 158H6V157H4ZM72 158H74V157H72ZM72 158H69L70 159V161H75V160H71ZM128 158L130 159H133L135 162H130L131 161V159H130V161H129V163H135V165L137 164V162L136 161H138V160H136V158H135V154H128ZM142 158V157H141ZM155 158V157H154ZM158 158L159 157H157V161L155 162V160L156 159H154V162L156 163V164H158V161L160 160V158H159V160H158ZM14 159H16V157H14ZM75 159V158H74ZM95 159V158H94ZM5 160V159H4ZM4 160L3 159H1V156H0V217H2V218H4V219H6L5 221V223H7L8 224V220H11V221H13V222H10V223H12V225H11V227L13 228L14 227V225L16 226V227H19V229L20 228H23V227H29L30 229H31V231H27L26 232V234L27 233H30V236H31V234H38L37 235V239H38V237H39V235H40V237L42 238V239H44V240H46L45 241V243H52V241H54V245L53 246H51V247H53L54 248V246H55V248H56V245H57V243L58 242H56V244H55V241H58V239H56L55 238V240H53L52 238H49V234H48V232H47V228L45 227V226H43V225H39V222H35V221H33L31 218L33 217H31L30 216V214L28 215L26 212H25V208L27 207V208H31L30 206L31 205H28L29 204V200L27 199V197H26V193H25V189H24V186L22 187L21 185H20V183H19V181H22V180H20V178H21V174H20V171H18L17 169H15L14 167L12 168V167H7V166H5V162H6V160H5V162H4ZM30 160H34L35 161V163L34 162H30ZM68 160V161H67ZM93 159L91 158V160L90 161H92ZM16 161V160H15ZM69 161V162H70ZM105 161L108 163H104V165L103 166H101V167H111V162H112V160H107V158L105 159ZM104 161V162H105ZM111 161V162H110ZM140 161V160H139ZM139 161H138V167L140 168V164H139ZM163 161V162H162ZM17 162V161H16ZM120 162V163H119ZM75 163H78L79 164V161L77 160V161H75ZM128 163V164H129ZM163 163V164H162ZM93 164V162H90V165H92ZM107 166H106V165ZM109 164H110V166H109ZM120 164H122V165H120ZM128 164L125 166V168L128 166ZM116 165H115V163H114V166H113V173L112 174H114V172H115V174L116 173H118V172H116L115 170H116ZM161 165H162V167H161ZM122 166V167H121ZM97 166L95 165V167L94 168H96ZM98 167H99V165H98ZM97 167V168H98ZM78 168H79V171L78 172H80L81 170L83 171V169H81L82 168V166L80 167V166H78ZM97 168H96V170H97ZM124 168V167H123ZM35 169V168H34ZM128 169V168H127ZM151 169V168H150ZM150 169H148V172L147 173H149L151 170ZM153 169V168H152ZM25 170V171H26ZM133 170V169H132ZM154 170V169H153ZM98 171V170H97ZM102 171V170H101ZM135 171V170H134ZM134 171H133V175H136L135 173L137 172V171H135V173H134ZM34 172V171H33ZM84 173L83 174H85V173H87V172H85V171H83ZM120 172V177H118V175L117 176H115L114 175V177H115V179L117 178V179H119V183L121 182V184L123 185V183H122V181H123V177L126 175V178L128 179V175L130 174V176L131 177H129L130 178V181H131V183L132 182H135V181H132L131 179H132V174L129 172V173H126L125 172V174L124 173H121ZM155 172V171H154ZM160 172V173H161ZM164 172V171H163ZM23 173V172H22ZM29 174V173H28ZM106 175L107 173L106 172H102V175ZM119 174V173H118ZM122 174H123V177H122ZM138 174V173H137ZM153 174V175H152ZM36 175V174H35ZM81 175V174H80ZM89 175H91V176H93L92 174H90V172H88V175L87 176H89ZM108 175H109V173H108ZM147 174H145V176H146ZM31 176H32V174H31ZM144 176V181H145V185H147V184H149L150 182H148V180L146 181V179L145 178H147V179H149V178H151V177H154V180H158L157 178V175H156V173L154 174L153 173V171H152V173H151V175H150V173H149V177L147 176V177H145ZM161 176L163 177V173L161 174ZM113 177V178H114ZM161 177V178H162ZM94 178H95V176H94ZM125 178V183L124 184H128L130 181H128L127 179ZM135 178V177H134ZM88 179V178H87ZM87 179H85L84 181H87ZM120 179H122V181L120 180ZM261 179H262V177H261ZM261 179H260V181H261ZM106 180V179H105ZM127 180V181H126ZM149 180H151V182L153 181L152 180V178L151 179H149ZM88 181H90V180H88ZM143 181V182H144ZM255 181H257V180H255ZM23 182V181H22ZM116 182H117V180H116ZM146 182H147V184H146ZM263 182V181H262ZM261 182V183H262ZM84 184H85V182H83ZM89 183V182H88ZM118 183V182H117ZM131 183H129V184H131ZM32 184V185H33ZM120 184V185H121ZM127 184H126V186H127ZM133 184V183H132ZM131 184V185H132ZM250 184V183H249ZM248 184V185H249ZM252 184V183H251ZM118 185V184H117ZM131 185H129L127 188L129 189L130 188V186ZM134 185V184H133ZM132 185V186H133ZM144 185V184H143ZM144 185V186H145ZM150 185H151V183H150ZM247 185V186H248ZM85 186H86V184H85ZM144 186H142V189L144 188H146V187H144ZM258 186V185H257ZM257 186H256V188H257ZM261 186H262V184H261ZM95 187V186H94ZM152 187H153V185H152ZM259 187V186H258ZM263 187V186H262ZM148 188H150V187H148ZM251 190H250V189ZM261 188V187H260ZM69 189V190H68ZM98 189V188H97ZM97 189L95 188H93V186H92V191H94V190H96V192H94V193H96V194H94L92 191H91V187H90V189H89V195H91V194H93V195H91V196H93V199L95 198L94 196L96 195V197H98V194H99V192L97 191ZM147 189V188H146ZM249 189V190H248ZM248 191L246 192V190H245V192L247 193V194H250V193H254V195L257 193V191L258 192H260L261 190L260 189H255V191H256V193L254 192V189L253 188H251L250 186H248ZM252 189H253V191H252ZM28 190V189H27ZM88 190V189H87ZM130 190V189H129ZM131 190H133V189H131ZM34 191V192H35ZM250 191V192H249ZM252 191V192H251ZM111 192V191H110ZM109 192V193H110ZM79 193V192H78ZM82 193H84V191H82L81 193H79V194H81L83 197H84V195L82 194ZM98 193V194H97ZM112 193V192H111ZM110 193V194H111ZM113 193H115L113 196L115 197V195L117 196L118 195V193L117 192H114L113 191ZM252 193V194H253ZM260 193H264L263 191L262 192H260ZM259 193V196L261 195ZM247 194H245V196L247 195ZM80 195V196H81ZM120 195V194H119ZM117 196V197H121L122 198V196ZM262 195H264V194H262ZM261 195V196H262ZM28 196H29V193H28ZM31 196V195H30ZM85 196H86V194H85ZM101 196V195H100ZM99 196V199L96 201V202H98L102 197H100ZM249 196V195H248ZM90 201H91V198H90V196H86ZM117 197H115V198H117ZM256 197V199H257V196H255ZM255 197H254V199H255ZM264 197V196H263ZM74 198H75V196H74ZM106 198V197H105ZM104 198V199H105ZM121 198H118V199H116V200H118L119 201V199H121ZM124 198V197H123ZM251 198H253V197H251ZM31 199V198H30ZM76 199H78V201L80 200L79 198H76ZM75 199V200H76ZM96 199V198H95ZM94 199V200H95ZM250 199V198H249ZM107 200V199H106ZM108 200H109V198H108ZM115 200V201H116ZM126 200L127 199H125V202H126ZM260 200V199H259ZM69 201H71L70 203L71 204H69V205H67V203H69ZM101 201H103L102 199H101ZM110 201V200H109ZM123 201V203H125L124 202V200H122ZM255 201V202H254ZM253 202L254 203H258L259 201H256V200H254ZM260 201H262V199L260 200ZM32 202V201H31ZM30 202V203H31ZM96 202H95V205H96ZM252 202V203H253ZM77 203V202H76ZM91 203H93V201L91 202ZM106 203V202H105ZM111 203H113V202H111ZM117 203H119V202H117ZM117 203H115L114 202V204H111V208L114 210L115 208L113 207V206H116V208H118L120 205H124V204H117ZM250 203V202H249ZM252 203H250V204H252ZM259 203H261V202H259ZM36 204V203H35ZM78 204V203H77ZM107 204V203H106ZM118 206H117V205ZM137 204V203H136ZM93 205V204H92ZM99 205V204H98ZM101 205V204H100ZM108 205V204H107ZM250 206V205H249ZM256 206V205H255ZM254 206V207H255ZM260 206V208L262 209V207H261V204L259 205ZM259 206L257 205L256 207H258L259 208ZM34 207V206H33ZM37 208H39L38 206H36ZM105 207V209L107 208L106 206H104ZM124 207V206H123ZM122 207V208H123ZM127 207V206H126ZM57 208L59 209H61V210H58L57 211ZM108 208L110 209V206H108ZM111 209V210H112ZM125 209V207L123 208V210ZM89 211V212H88ZM38 212V211H37ZM39 212V213H40ZM121 212H123L124 213V211H120V213ZM122 213V214H123ZM229 213H235V212H229ZM228 213V214H229ZM246 213V212H245ZM121 214V216L124 218L125 216H126V214H124V215H122ZM98 215V214H97ZM40 216H42L41 214H40ZM233 216V215H232ZM31 217V218H30ZM44 217V218H45ZM99 217V219H100V216H98ZM98 217H96V220H97V218ZM114 217V216H113ZM115 217H118V216H115ZM114 217V218H115ZM122 217H118V218H122ZM236 217H238V219H241L242 217L240 216V218H239V215H237V216H234V217H232V218H235V221L237 220L238 221V219L236 218ZM43 218V219H44ZM112 218V217H111ZM118 218H116V219H118ZM230 218V217H229ZM3 219V220H4ZM8 219V220H7ZM101 219H102V217H101ZM100 219V220H101ZM113 219V218H112ZM100 220H97L98 222L100 221ZM105 220V219H104ZM115 220V219H114ZM121 220V219H120ZM249 220V219H248ZM248 220H245V221H247L246 222V224L248 223ZM102 221V220H101ZM122 221V220H121ZM230 221V220H229ZM234 221V222H235ZM237 221H236V224L234 223L233 224V221L231 222L233 225H235V226H233V228H235V229H238V233H241L242 231H245L246 230V228L244 227V226H241V225H239L238 223H241L243 220H239V222L237 223ZM241 221V222H240ZM245 221H244V223L243 224H245ZM4 222V221H3ZM2 222V223H3ZM253 222V221H252ZM251 222V223H252ZM257 222V221H256ZM13 223H14V225H13ZM38 223V225H39V227H37L36 226V224ZM48 223V222H47ZM88 223V222H87ZM86 223V225H88ZM95 223H96V221H95ZM259 223V222H258ZM258 223H253V224H247V226L249 225L250 227L252 226V227H257V229L254 231L255 233H256V231H258V233H260V231L263 233V229H264V227H262V228H260V229H258V226H256L255 224H258ZM61 224H58V227L59 226H61V228L63 229V227H62V225ZM100 224V223H99ZM242 224V225H243ZM65 225V226H64ZM97 225V224H96ZM102 227L104 226V227H106V225L104 224V225H102V224H100ZM41 226H43V227H41ZM108 226H110V225H108ZM239 226H241V228L239 227ZM246 226V225H245ZM248 226V227H249ZM261 226H264V224H261ZM260 226V227H261ZM9 227V226H8ZM16 227H14L13 229H18V228H16ZM88 228H89V230L91 229V227H89V225L87 226ZM102 227H100L99 225H98V228H100V229H102ZM237 227H239V228H237ZM242 227H244V230H242L243 228ZM53 228H51L52 230H53ZM56 228V227H55ZM98 228H96V230H98ZM111 228V227H110ZM18 229V230H19ZM28 229V228H27ZM61 229V230H62ZM94 229V228H93ZM112 229V228H111ZM240 229V230H239ZM251 229H253L254 230V228H251ZM9 230H11L10 229V227H9ZM22 229H20V231H21ZM23 230H24V228H23ZM22 230V231H23ZM95 230V231H96ZM113 230V229H112ZM111 230V231H112ZM260 230V231H259ZM13 231V230H12ZM15 231V230H14ZM24 231H26V229L24 230ZM23 231V233L22 234H24L25 235V232ZM56 231H58L57 229H54L52 232H56ZM62 231V232H63ZM109 231V230H108ZM113 231H115V230H113ZM240 231V232H239ZM57 233H59V232H56V234ZM88 233H90V232H88ZM98 234V233H97ZM29 235V234H28ZM49 235V236H48ZM58 235V234H57ZM60 235V234H59ZM116 235V234H115ZM29 236V237H30ZM89 236V235H88ZM25 237H26V235H25ZM28 237V238H29ZM32 237V236H31ZM31 237H30V239H31ZM58 237V236H57ZM83 237V238H82ZM119 237V236H118ZM27 238V237H26ZM35 238V239H36ZM40 238V239H41ZM73 238V239H74ZM86 238V237H85ZM93 238V237H92ZM92 238H89L88 237V239H89V242L90 243H92V244H90L92 247L90 248V251H91V253H92V255L94 254V256H96V254L100 251V252H102V250H103V248L105 249L106 247L103 245V246H101L100 247V244L99 245H97V244H95L96 243V241H93V240H96V239H92ZM100 238V240H101V236L99 237ZM35 239H31V240H34L35 241ZM51 239V240H50ZM70 239V238H69ZM84 239V240H83ZM87 239V238H86ZM103 239V238H102ZM6 240V239H5ZM43 240V241H44ZM48 240L50 241V242H48ZM76 240H74V243L76 242ZM9 240H7V242H8ZM25 241V240H24ZM39 241V242H38ZM106 241L107 240H105L104 241V239H103V244L104 243H106ZM7 242H5L3 239H1L0 240V264H37V262H38V259L36 260L32 255H30V254H28V253H26V251L23 249V247H21L20 245H22V243L20 244V245H12V244H8ZM37 242H38V245L37 246H39V243H41L42 242V240H37ZM60 242V241H59ZM18 244V243H17ZM35 244H36V241H35ZM34 244V247H33V249H35L37 246ZM60 244V246L64 249V250H66V248L67 247H63V244H61V242L59 243ZM59 244L57 245V246H59ZM87 245H89L88 244V241H87V243H86ZM27 245V244H26ZM43 245H44V242H43ZM86 245V247H87V250H89V246H87ZM93 245H95V247L93 246ZM102 245V244H101ZM45 246V245H44ZM60 246L59 247H57V249H56V252H60V250L62 249V248H60ZM71 246V245H70ZM69 246V247H70ZM99 246V249H97V247ZM40 247V246H39ZM38 247V248H39ZM43 247V246H42ZM72 247V246H71ZM103 247V248H102ZM32 247H30V249H31ZM48 248V247H47ZM50 248V247H49ZM102 248V249H101ZM27 249H29V248H27ZM59 249V250H58ZM96 250V251H92V250ZM36 250H37V252L38 253H41V252H39L40 251V249H35V252H36ZM39 250V251H38ZM53 250V249H52ZM68 248H67V253H68ZM86 250V251H87ZM97 250H99V251H97ZM107 250V251H106ZM106 250H103L104 252H105V256H106V254H111L112 252H109L108 250H109V248L107 249L106 248ZM30 251H32V250H30ZM34 251V250H33ZM54 251H55V249H54ZM46 252V251H45ZM64 251H62V253H63ZM66 252H64V255H65V253ZM94 252V253H93ZM49 253H51V252H49ZM48 253V254H49ZM88 253V252H87ZM217 253V252H216ZM35 254V253H34ZM90 254V253H89ZM101 254H103V253H101ZM218 255H219V253H217ZM217 254H215L214 255V257H212V261H213V258H214V260H215V257H216V260H217V258H221V257H219ZM39 255V254H38ZM42 255H44V253L43 254H41V258H44L43 260H42V263L44 262L45 263V257H46V255H45V257L44 256H42ZM49 255H51V254H49ZM48 255V256H49ZM217 255V256H216ZM12 256V257H11ZM72 256H73V254H72ZM108 256V255H107ZM51 257V256H50ZM49 257V258H50ZM75 257V260H76V256H74ZM204 257L206 258V256L204 255ZM41 258H39L40 259V261H41ZM99 258H101V257H99ZM74 259V258H73ZM96 259V258H95ZM49 260V259H48ZM47 260V257H46V262L48 261ZM79 259H77V261H78ZM215 260V263L217 264L218 263V261H216ZM39 261V262H40ZM53 262H54V260H53ZM76 263H79V262H76ZM39 264V263H38ZM49 264V263H48ZM88 264V263H87Z\"/></svg>",
    "mask_w": 264,
    "mask_h": 264
}]
</instances>
